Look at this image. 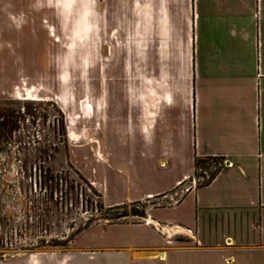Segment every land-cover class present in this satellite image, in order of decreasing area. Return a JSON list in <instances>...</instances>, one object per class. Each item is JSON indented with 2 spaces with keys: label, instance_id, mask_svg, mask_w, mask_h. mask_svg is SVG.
<instances>
[{
  "label": "crops",
  "instance_id": "0c3cea01",
  "mask_svg": "<svg viewBox=\"0 0 264 264\" xmlns=\"http://www.w3.org/2000/svg\"><path fill=\"white\" fill-rule=\"evenodd\" d=\"M118 1L123 44L136 47L104 70L106 100L90 112L104 121L69 161L105 208L190 185L197 159H209L204 181L142 222L89 226L62 255L0 264H264V0ZM35 7L0 0L1 61L15 41L34 45L29 14L48 11Z\"/></svg>",
  "mask_w": 264,
  "mask_h": 264
},
{
  "label": "rangeland",
  "instance_id": "374dc122",
  "mask_svg": "<svg viewBox=\"0 0 264 264\" xmlns=\"http://www.w3.org/2000/svg\"><path fill=\"white\" fill-rule=\"evenodd\" d=\"M34 2L35 10L42 4L48 8L43 14H29L35 27L34 45L29 49L15 41L9 47L13 59L0 60V263L62 255L70 250L78 226L89 219L91 225L112 222L99 213L98 196L75 174L69 152L89 148L91 135L99 132L104 121L100 112L97 121L90 114L91 106L106 100L104 70H120L122 48L136 47L123 44L118 0ZM55 3L64 5L65 11L58 13ZM91 11L97 15L91 16ZM24 20L13 13V27ZM96 21L95 29L91 22ZM70 157L79 165L84 163L80 151L73 150ZM42 168L63 173L78 185L75 204L67 202L56 209L47 203L33 182ZM186 186L114 211L127 214L116 222H142L145 217L132 215L133 210L147 214L174 206ZM47 208L51 212L46 214Z\"/></svg>",
  "mask_w": 264,
  "mask_h": 264
},
{
  "label": "trees",
  "instance_id": "16d2710c",
  "mask_svg": "<svg viewBox=\"0 0 264 264\" xmlns=\"http://www.w3.org/2000/svg\"><path fill=\"white\" fill-rule=\"evenodd\" d=\"M45 154V152H43ZM48 158H51L50 155L47 156ZM206 160L197 159L195 161V176H202V173L198 172L199 169L202 170L207 164ZM212 160L217 161L216 158H213ZM75 171V170H74ZM218 169L215 170L213 173L209 174L208 180L205 181V185L209 183L215 174L217 173ZM75 174L77 177L83 181L99 198V195L93 190V188L85 182V180L75 171ZM33 182L36 186H38V190L42 193L43 198L46 199L47 203L53 205L56 209L59 205L67 204V202L75 204L77 201V191H78V185L74 184L73 181L69 180L67 176H65L63 173H52V171L49 168H42L39 170V176L38 178H34ZM37 188V187H36ZM133 204L140 205V202H136ZM127 205H123L120 207H113V208H105L103 205L99 202L98 208L99 213L102 216H106L111 220L112 222H116L118 218L121 216H126V212L122 213H113L114 211L122 210L126 208ZM144 208L145 206H141ZM67 209V208H66ZM46 214L51 212L50 208L45 209ZM124 211V210H123ZM98 213V212H97ZM45 214V215H46ZM135 216H141L145 217L144 210L138 212L137 210H133V214ZM102 216L100 218H102ZM93 220L89 219L86 223H84L82 226H78L75 232L72 234V237H75L79 233H81L83 230L88 228L92 224Z\"/></svg>",
  "mask_w": 264,
  "mask_h": 264
},
{
  "label": "built area",
  "instance_id": "2783aa9c",
  "mask_svg": "<svg viewBox=\"0 0 264 264\" xmlns=\"http://www.w3.org/2000/svg\"><path fill=\"white\" fill-rule=\"evenodd\" d=\"M198 172L200 173L201 170L199 169ZM203 181L204 179L201 176H199L197 179L192 180V183L190 185H187L186 187H184L183 189L184 193L189 191V189H191L192 187L196 186L198 183L203 182Z\"/></svg>",
  "mask_w": 264,
  "mask_h": 264
}]
</instances>
